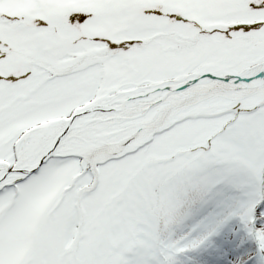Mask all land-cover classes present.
<instances>
[{
    "label": "snow or ice",
    "instance_id": "1",
    "mask_svg": "<svg viewBox=\"0 0 264 264\" xmlns=\"http://www.w3.org/2000/svg\"><path fill=\"white\" fill-rule=\"evenodd\" d=\"M0 264H264V0H0Z\"/></svg>",
    "mask_w": 264,
    "mask_h": 264
}]
</instances>
